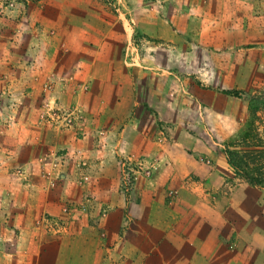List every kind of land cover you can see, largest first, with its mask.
Instances as JSON below:
<instances>
[{
  "label": "crops",
  "instance_id": "1",
  "mask_svg": "<svg viewBox=\"0 0 264 264\" xmlns=\"http://www.w3.org/2000/svg\"><path fill=\"white\" fill-rule=\"evenodd\" d=\"M208 5L211 18L204 26L199 29L196 15L190 12L189 20H181L175 33L180 51L189 47L191 52H203L209 60L207 72L221 77L206 89L190 84L189 98L177 102L176 120L162 101L143 97L132 102L134 116H94L89 119L87 137L74 141L65 135L67 144L92 156L93 172L99 168L98 181L88 187L97 193L92 203L110 204L111 210L105 218L96 210L72 217L67 231L59 235L39 222L43 213L60 214L54 212L59 200L44 188L33 164L52 143L38 123L40 96L31 78L36 71L23 63L17 68L9 64L12 58L19 62L22 53L13 51L15 40L7 28L24 16L19 12L5 17L4 7L0 9V264H231V236L238 249L246 252L237 264H264V189L247 183L227 162L230 148L242 155L264 150V145L249 142L256 138V121L250 122L247 112L250 102L227 91L234 86L219 85L224 76L240 87L243 75L248 80L264 74V50L243 47L255 38L264 4L210 0ZM194 62L192 70L202 66ZM182 65L179 69L186 70ZM151 108L173 125L169 146L159 140ZM109 120L114 127L102 146L97 129ZM187 126L193 134L186 133ZM39 136L41 142L36 141ZM120 154L156 161L165 154L166 160L151 179H140L129 197L123 199L112 191L101 195L108 183L102 179L100 158L115 159ZM24 166L28 175L19 173ZM253 166L248 162L242 169L251 171ZM225 181L233 182L231 193L211 197ZM169 189L176 194L167 198ZM103 230L107 243L99 237Z\"/></svg>",
  "mask_w": 264,
  "mask_h": 264
},
{
  "label": "rangeland",
  "instance_id": "2",
  "mask_svg": "<svg viewBox=\"0 0 264 264\" xmlns=\"http://www.w3.org/2000/svg\"><path fill=\"white\" fill-rule=\"evenodd\" d=\"M209 1L0 0L5 17L12 18L19 12L24 16L16 26L7 28L12 30L9 31L15 40L13 51L22 53L19 62L11 57L9 64L17 68L23 63L36 71L31 78L40 96L38 123L43 127L42 134L48 132L52 140L49 148L33 160L44 188L59 200L54 212L60 215L43 213L39 218L45 229L59 235L67 231L72 217L96 210L105 218L111 210L110 204L96 206L92 203L93 194L97 193H92L88 187L94 180L98 181L99 168L93 172L92 156L74 144H67L65 135L74 141L87 137L89 119L94 116H134L136 107L132 102H139L143 97L162 101L170 118L176 120L175 112L180 111L177 102L189 98L190 84L206 89L221 77L207 72L209 60L203 52H191L189 47L180 51L181 41L175 33L180 29L181 20H189L190 12L196 15L198 28L204 26L211 18ZM255 4H264V0H255ZM243 47L264 50V13L255 38ZM194 60L202 66L192 70ZM182 63L186 70L179 69ZM247 77L242 76L240 87L228 76H224L219 85L234 86L225 90L250 102L247 112L251 117L249 121H256V138L249 142L264 145V74L251 75L248 80ZM149 113L159 140L169 146L172 123L163 119L156 108H151ZM110 120L97 129L102 146L107 145L110 128L114 127ZM184 130L188 135L193 134L190 126ZM40 140L39 136L36 141ZM164 155L158 161L131 154H120L115 159L102 155L100 160L106 168L102 165L100 172L108 188L99 194L107 195L112 191L123 199L129 197L140 179H151L165 163ZM206 159L201 158L204 163ZM20 170L28 175L26 166ZM233 185L232 181H225L211 192V197L217 199L231 193ZM175 194L174 189H169L166 197ZM99 237L106 242L104 230L99 232ZM235 242L231 236L228 245L231 264H237L238 259L246 255Z\"/></svg>",
  "mask_w": 264,
  "mask_h": 264
},
{
  "label": "trees",
  "instance_id": "3",
  "mask_svg": "<svg viewBox=\"0 0 264 264\" xmlns=\"http://www.w3.org/2000/svg\"><path fill=\"white\" fill-rule=\"evenodd\" d=\"M246 159V160H245ZM227 162L240 174L247 183L264 188V150H253L239 154L227 151ZM248 162L254 164L251 171L242 169ZM255 173V174H254Z\"/></svg>",
  "mask_w": 264,
  "mask_h": 264
},
{
  "label": "built area",
  "instance_id": "4",
  "mask_svg": "<svg viewBox=\"0 0 264 264\" xmlns=\"http://www.w3.org/2000/svg\"><path fill=\"white\" fill-rule=\"evenodd\" d=\"M205 163H206V164H210V160L206 159V160H205ZM20 171H21V170H19V173H20Z\"/></svg>",
  "mask_w": 264,
  "mask_h": 264
}]
</instances>
